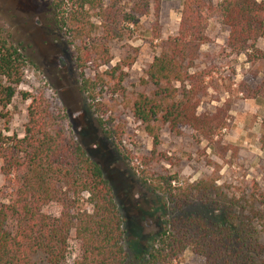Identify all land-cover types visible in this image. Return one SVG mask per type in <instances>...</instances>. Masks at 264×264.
I'll return each mask as SVG.
<instances>
[{"label": "trees", "instance_id": "obj_1", "mask_svg": "<svg viewBox=\"0 0 264 264\" xmlns=\"http://www.w3.org/2000/svg\"><path fill=\"white\" fill-rule=\"evenodd\" d=\"M160 0H54L55 26L76 50L74 67L79 71V92L93 103L103 76L120 88L124 74L119 63L109 72L85 79L87 64L96 68L111 58L106 45L123 39L129 25L147 16ZM215 19L228 31V47L240 54L264 39V3L256 0H184L174 37L160 41L141 81L151 86L149 94H137L131 113L145 134L158 145L161 126L171 131L187 128L204 140L222 129L219 114L197 115L205 88L203 74H190L200 47L208 43V21ZM96 20V24L92 21ZM127 25V27H126ZM99 34L95 42L94 36ZM264 60V52H258ZM26 60L20 51L0 38V172L6 183L7 202L0 205V264H63L73 233L78 257L73 264H170L186 250L203 264H264V209L255 191L242 198L229 197L213 181H200L184 190L171 187L174 178L151 180L153 191L176 200L198 199L210 206L208 215L173 219L146 245L129 256L119 208L109 181L93 161L59 109H51L40 94H23L30 100L23 137L5 136L10 117L6 109L19 93ZM106 139L119 142L122 128L112 118L97 119ZM117 146V143L115 144ZM147 180L143 179V183ZM260 205H264L260 203ZM56 207V216L44 212ZM49 209V208H48Z\"/></svg>", "mask_w": 264, "mask_h": 264}, {"label": "rangeland", "instance_id": "obj_2", "mask_svg": "<svg viewBox=\"0 0 264 264\" xmlns=\"http://www.w3.org/2000/svg\"><path fill=\"white\" fill-rule=\"evenodd\" d=\"M53 2L0 0V38L16 47L26 60L19 93L6 109L10 122L4 135L23 137L30 100H24L21 93L42 94L51 109H59L76 140L100 166L112 187L129 256L149 245V240L162 230H168L173 219L207 216L210 209L198 199L176 200L155 192L151 180L174 178L170 185L175 190L213 181L229 197L242 198L255 191L264 195V60L258 54L264 52V39L238 54L228 47V31L210 19L206 28L208 43L200 47L198 60L189 73L203 74L200 86L205 92L199 99L197 115L219 114L222 129L215 137L204 140L187 128L171 131L161 126L158 145L153 148L143 125L132 116L131 104L137 94L151 92L152 87L141 82L144 72L159 54L160 41L176 35L183 2L160 0L157 9L151 5L149 14L139 18L135 26L126 25L123 39L106 45L111 58L107 65H86L83 76L91 79L96 73L104 74L119 63L132 61L130 66L120 67L124 78L116 92L113 89L118 73L115 80L103 76L106 85L94 93L93 103L102 105L98 112L79 92V71L74 67L76 50L55 26ZM98 38L101 36L97 33L95 42ZM98 118H112L122 128L120 143L105 138ZM0 129L4 130L1 122ZM143 179L147 182L143 183ZM6 194L0 172V205L7 202ZM256 198L264 209L260 205L264 199ZM48 208L44 212L58 214L56 207ZM77 257L78 246L71 233L63 264H73ZM35 264L45 263L37 260ZM170 264L203 261L186 250Z\"/></svg>", "mask_w": 264, "mask_h": 264}, {"label": "crops", "instance_id": "obj_3", "mask_svg": "<svg viewBox=\"0 0 264 264\" xmlns=\"http://www.w3.org/2000/svg\"><path fill=\"white\" fill-rule=\"evenodd\" d=\"M162 1H165V0H162ZM170 1H176V2H183V0H170Z\"/></svg>", "mask_w": 264, "mask_h": 264}]
</instances>
